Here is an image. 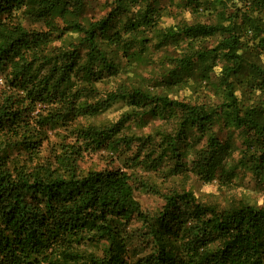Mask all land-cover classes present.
<instances>
[{
    "label": "trees",
    "instance_id": "1",
    "mask_svg": "<svg viewBox=\"0 0 264 264\" xmlns=\"http://www.w3.org/2000/svg\"><path fill=\"white\" fill-rule=\"evenodd\" d=\"M90 1L0 0V264H264V204L170 189L149 210L134 195L159 192L136 164L176 175L189 154L204 182L231 184L239 166L264 175V0H186L193 21L167 25L157 0H103L101 14ZM181 86L220 98L169 95ZM117 100L116 121L90 120ZM145 115L174 125L124 134ZM101 150L129 171L81 167Z\"/></svg>",
    "mask_w": 264,
    "mask_h": 264
},
{
    "label": "rangeland",
    "instance_id": "2",
    "mask_svg": "<svg viewBox=\"0 0 264 264\" xmlns=\"http://www.w3.org/2000/svg\"><path fill=\"white\" fill-rule=\"evenodd\" d=\"M103 0H91L90 6L88 8L89 14L96 13L101 14L104 10L100 6ZM158 7L160 8V25H167L174 22H177L179 19L183 18L188 23L193 21V17L190 15L189 10L186 8V0H157ZM20 15V13H18ZM21 16V15H20ZM22 23L25 25H36L31 23L28 19L20 17ZM200 21H207L208 16L200 15ZM210 42V41H209ZM172 51V48H167V52ZM176 52V51H175ZM163 52L156 51L154 53L155 63L151 64L148 69L143 71V76L148 74H156L159 65V56ZM120 62L123 64L125 61L122 59ZM218 68L216 67V71ZM126 73L121 72L116 79H106L103 82L98 84L100 93L103 94L108 90L114 89L120 81L125 79ZM134 80V79H132ZM243 86L238 87L236 93L238 95H245V91L242 92ZM199 92V91H198ZM170 96H175L179 99H184L188 101H202L211 99L212 101H218V97L212 95L207 89H201L199 97L194 95L193 92L187 86H181L179 88H174L168 91ZM205 95V96H203ZM245 97V96H244ZM128 109L126 102L123 100H117L112 103L108 108L99 113L96 117L90 119L93 122L108 123L114 122L118 117ZM174 122H163L158 118H151L148 115L144 116V122L141 123H130L128 128L123 129L124 134H153L157 126L165 127L170 129ZM216 135L223 139L226 138L228 133H232L233 141L239 146L240 145V135L238 134V129H227L215 126ZM114 156V155H113ZM110 154L107 150H101L97 153H92L83 158L80 162V165L83 169L95 168L99 169L105 165L113 167H121L125 169H130L132 164L130 163L129 158H114L110 159ZM115 157V156H114ZM238 157V151H234L232 154L233 160H228L227 164L236 163ZM190 159L191 154L186 157V170L176 175H167L164 171H156L150 167H146V164L139 163L135 165V170L137 173L147 177L153 183L156 184V187L159 192H154V190H143L137 188L134 191L136 199L141 203V205L149 210L158 209L163 203L162 193L169 191L170 189L175 190H189L191 191L198 199L206 202H216L220 205H227L229 203L236 202L238 200H243L246 202L254 204H264V175H258L251 173L246 168L239 166L242 170L238 173L236 179L228 185H221L217 179L211 180L209 182H204L200 180L190 169ZM111 162V163H110ZM238 167V166H237ZM238 167V169H239ZM133 225H138L137 222H133ZM130 252L144 250V246L135 241L129 244Z\"/></svg>",
    "mask_w": 264,
    "mask_h": 264
}]
</instances>
